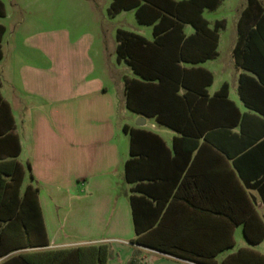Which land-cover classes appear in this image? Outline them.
<instances>
[{
    "label": "crops",
    "instance_id": "crops-1",
    "mask_svg": "<svg viewBox=\"0 0 264 264\" xmlns=\"http://www.w3.org/2000/svg\"><path fill=\"white\" fill-rule=\"evenodd\" d=\"M99 1L106 2L105 11L109 18L122 11H132L135 23L150 28L149 37L139 32L134 33L147 40L152 39V25L136 21L135 7L108 13L111 0ZM220 1L213 8H203L201 15L203 10L216 8ZM0 3L3 10L0 15V25L3 27L0 33V97L9 106L12 116L11 132L15 134L18 142L17 154L4 158L16 160L22 168L19 194L27 184L37 188L36 199L47 239L44 246L13 250L0 257V260L18 252L103 243L110 251L103 264H128L127 261L134 251L136 264H201L135 243L132 241L135 237H141L151 244L177 246L196 254L215 252L212 257L215 264H219L224 256L240 247L262 253L250 247L260 241L255 244L248 243L242 235L240 223L233 225L228 234L224 229L227 217L214 212L225 207L221 198L225 183H230L229 192L233 190L229 169L234 176L237 174L232 169L230 159L227 158L224 162L217 152L203 146L193 159L190 171L185 173L184 169L179 175V178L184 176L186 180L177 189L176 196L171 198L169 187L189 144L184 140H176L175 155L173 140L181 136L180 133L158 123L153 117L135 113L126 107L123 81L125 78L139 77L123 59L117 60L116 56L115 62H122L129 74H121L117 78L107 62L102 69L96 70L94 58L88 53L92 43L98 39L95 33H89L86 37L78 35L74 40L66 41V46L75 52L72 59H69L75 64V68L73 70L72 66L68 73L61 72V69L56 73L46 72V67L36 62L29 66L23 61V49L31 47L38 51V58H42L46 54L43 49L46 48V41L38 39L29 45L24 37L22 46L16 48L14 44H8V40H3L6 27L2 18L8 12L2 0ZM12 3L18 5L15 0L10 4ZM244 5L236 11L235 35L229 49L233 67L232 81L235 80V98L230 97L226 81H221L210 89L213 72L208 63L218 54L219 31L224 24L217 29L215 54L212 57L195 63H179L183 67L200 66L210 73V82L204 86L207 96H211L221 83H226V97L235 105L240 115L253 113L261 116L263 120L249 117L245 123L247 135L258 138L264 134V115L246 107L237 92L239 73L254 78L255 75L236 66L231 53L237 38L236 20ZM206 21L211 27L215 20L211 23ZM247 26L254 28L255 23H247ZM117 28L119 27L114 28V33ZM182 31L187 35L192 32V27L184 23ZM115 44L114 39L113 51ZM200 79L199 76L197 83L194 82L195 86H199ZM182 91L183 89L179 88L178 92ZM192 104H196L200 110L204 109L205 101H193ZM116 106L121 107L128 117V121H121L122 134L118 136L114 121ZM140 120L142 124H139ZM122 126L127 130L124 131ZM129 129L138 130L133 134L131 154ZM140 130L154 134L162 144ZM231 130L238 132V127L234 126ZM201 140V137L197 139L198 142ZM193 153L194 151L191 154ZM246 155L249 164L245 169L243 167V173L247 178H251L249 182H252L264 173V135L249 146ZM128 158L132 160L127 164L129 179H126L124 162ZM25 174L27 181H24ZM193 176H197L199 180L197 186L190 182ZM236 180L242 185L238 176ZM234 189L236 197L237 186ZM243 189L264 226V205L256 187L248 185L243 186ZM167 194L169 197L163 203L161 218L156 225L153 221L155 202H161ZM131 195L135 196V230L130 205ZM139 196L143 198H138ZM234 209L237 210L236 202ZM262 210L263 213L260 212ZM148 224L152 225L147 227ZM237 227L240 229L244 246L234 247ZM141 228L147 229L138 233ZM229 239L232 241L231 245L223 247Z\"/></svg>",
    "mask_w": 264,
    "mask_h": 264
},
{
    "label": "trees",
    "instance_id": "trees-1",
    "mask_svg": "<svg viewBox=\"0 0 264 264\" xmlns=\"http://www.w3.org/2000/svg\"><path fill=\"white\" fill-rule=\"evenodd\" d=\"M218 2L219 0H111L108 13L121 8L135 7L136 21L152 25L151 40L132 31L117 28L114 33L116 42L114 53L117 60L123 59L132 72L139 77V79L125 78L123 81L126 107L135 113L153 117L158 123L180 133L181 136L173 140L175 155L177 154L176 140H184L189 144L169 187V193H171L169 196L171 195V198L176 196L177 189L186 180L184 176L179 178V175L184 169L185 173L190 171L197 152L203 146L211 148L223 157L224 162L227 158L231 160L232 169L242 183V185L238 184L237 176H234L229 169L233 190L229 192L230 183H225L221 191L225 207L214 212L227 217L224 229L228 234L233 225L240 223L245 240L255 244L263 239L264 226L253 210L243 186L256 187L264 205V173L249 182L251 178H247L243 173V167L245 169L249 164L246 157L249 146L264 134L258 138L249 137L245 130V123L249 117H256L258 120L263 118L253 113L240 115L235 105L226 97V83H221L211 96H207L204 86L210 82V73L200 66L183 67L179 63L180 61L195 63L215 54L217 29L222 24L215 20L209 27L201 11L203 8H213ZM261 11L257 0H246L236 20L237 38L231 53L236 66L255 75L254 78L245 73H239L237 92L240 100L246 107L263 116L264 14ZM2 14L0 3V15ZM252 22L255 23V27L248 28L247 23ZM184 23L192 27V32L187 35L182 31ZM2 30L3 27L0 25V33ZM199 76L200 84L195 86L194 82L197 83ZM179 88L183 89L181 93L178 92ZM193 101L195 103L205 101L204 109H197V105L192 104ZM234 126L238 127V132L231 130ZM11 128L12 116L9 106L0 97V257L13 250L47 244L36 199L37 188L27 184L19 194L22 168L16 160L4 158L15 156L18 152L17 138L11 132ZM122 129L127 130L125 126H122ZM137 131L128 130L130 154L133 134ZM140 132L153 136L161 143L154 134L143 130ZM199 137L202 138L200 142L197 141ZM192 151H194L193 154H191ZM131 160L132 158H128L124 162L126 179H129L127 164ZM198 181L197 176H193L190 180L193 186H197ZM235 186L238 192L236 197ZM169 196L167 194L161 202L157 200L155 202L153 221L156 225L161 218L163 203ZM133 198L135 196L131 195L130 205L135 230ZM235 202L237 210L234 209ZM148 225L147 227H150L152 224ZM145 229L147 228H141L138 233ZM132 241L201 264H215L212 258L215 252L196 254L177 246L151 244L141 237L132 238ZM231 243L229 239L223 247ZM109 253L108 246L103 243L78 245L18 252L1 259L0 264H103ZM134 254L135 251L128 259V264H136ZM219 264H264V254L240 247L224 256Z\"/></svg>",
    "mask_w": 264,
    "mask_h": 264
},
{
    "label": "rangeland",
    "instance_id": "rangeland-1",
    "mask_svg": "<svg viewBox=\"0 0 264 264\" xmlns=\"http://www.w3.org/2000/svg\"><path fill=\"white\" fill-rule=\"evenodd\" d=\"M2 1L8 12L2 18L6 27L3 40H8V44H14L16 48L22 46L21 42L24 37L27 38L29 45H32L38 39L45 40L46 48L43 49L46 54L42 58H38V51L31 47H25L23 49L25 51L24 57L27 60L24 58L23 61L29 66L39 63L46 67V72L56 73L61 69V72L68 73L72 66L74 70L75 64L73 65V62H70L69 59H72L75 52H72L66 46V41L74 40L78 35L86 37L89 33H95L98 39L92 43L88 53L94 58L96 70L102 69L107 62L118 78L121 74H129V72L122 62H115L113 51L114 28L119 27L142 33L147 37L150 36L149 26L135 23L132 11H122L115 17L109 18L105 11L106 2L99 0H15L18 5L10 4L14 0ZM245 1L221 0L216 8L203 10L202 12V16L210 23L216 20L222 25L224 24L219 31L218 54L211 63H208L213 72V82L210 89L216 87L221 81H226L229 95L233 98H235V80L232 81L233 67L229 49L235 35L234 19L236 11L244 5ZM257 1L261 6L262 14H264V0ZM5 46L4 42V49ZM126 112L131 114L129 111ZM135 119H133V122H135ZM125 120L128 121L127 115L121 107L116 106L114 121L117 125V136L122 134L120 123ZM27 180L28 177L25 174L24 181ZM260 212L263 213V210ZM238 245H245L239 227L236 229L234 247ZM250 247L264 253V238Z\"/></svg>",
    "mask_w": 264,
    "mask_h": 264
},
{
    "label": "water",
    "instance_id": "water-1",
    "mask_svg": "<svg viewBox=\"0 0 264 264\" xmlns=\"http://www.w3.org/2000/svg\"><path fill=\"white\" fill-rule=\"evenodd\" d=\"M139 124H142V120H140Z\"/></svg>",
    "mask_w": 264,
    "mask_h": 264
}]
</instances>
